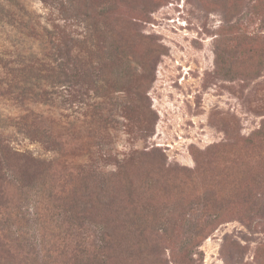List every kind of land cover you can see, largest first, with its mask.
<instances>
[{
  "label": "rangeland",
  "instance_id": "rangeland-1",
  "mask_svg": "<svg viewBox=\"0 0 264 264\" xmlns=\"http://www.w3.org/2000/svg\"><path fill=\"white\" fill-rule=\"evenodd\" d=\"M111 34L132 48L102 64L89 52ZM72 64L83 86L61 75ZM0 140L52 160L31 181L6 172L0 215L23 224L0 264H71L83 229L100 234L89 212L134 245L130 264H264V0H0ZM122 163L125 199H101ZM74 186L97 204H70Z\"/></svg>",
  "mask_w": 264,
  "mask_h": 264
},
{
  "label": "trees",
  "instance_id": "trees-1",
  "mask_svg": "<svg viewBox=\"0 0 264 264\" xmlns=\"http://www.w3.org/2000/svg\"><path fill=\"white\" fill-rule=\"evenodd\" d=\"M82 14L85 15L88 20H91L92 18H97L98 21L97 20L96 21L101 22V20L107 16L108 11L103 9L101 12L95 13L93 15L91 12H88V9H85V11ZM90 23L92 22L90 21ZM105 39L107 40L104 41V43L102 42V44L96 43L98 44L96 51L91 50L89 52L91 55H95V54L96 56L99 55V57L102 59L101 62L102 64H105L104 61H107V59L109 58L111 60L110 63L115 64L116 63L115 53L118 51L119 48H121L122 50H130L132 48L131 40L129 41L127 40V38L125 39L124 37H120V35L118 36L114 35L113 37V35L111 34L109 37L107 38L105 37ZM71 40L72 42H74V44H78L82 46L83 43L82 39L77 37L75 40L73 39ZM149 47H150V50L148 51L149 58L147 60L148 62L149 60L150 62H153L152 57L157 54L159 55L160 50L158 49L157 45L153 42ZM70 54L72 55V51H70ZM74 59L80 60L77 57L73 58V61ZM30 60L33 61L32 66L38 71L41 70L51 71L50 68H47V65H45L46 62L43 59L32 58ZM32 66L29 67V71H28L29 76H31L30 74L33 72V69L31 68ZM61 70H62L60 71L61 75H63L65 78L67 76V78L64 80L66 82H69L68 85L80 84L83 86L84 84H86L85 72L83 73V70L79 69L74 64H72V67L68 65L65 68H62ZM56 71H53L51 72V74L48 75L49 80L52 79L53 81L52 82L50 80L51 83H54L59 80L60 74L59 76L58 75L53 76V74ZM79 78H81V80H84V82L82 83L81 80L77 81ZM42 85L43 84L37 87L38 90L34 92V95L36 96L38 94L40 96H43L44 94L45 96L44 100H48L46 99L47 97L46 90L48 88ZM50 87H55V86L54 84H51ZM26 89L27 88L24 89L25 94H27ZM144 155H147V151L140 150L138 152L139 158L144 157ZM51 161H52L51 159L38 157L31 153H27L25 151L13 149L9 147V145H7L6 143L0 140V205L6 204L8 202V199L6 197V191L3 188H1L2 182L5 180L4 176L6 172H8V170L14 172L15 174L17 172V174L19 175L18 179L20 181H31L34 178H37L40 174H42L45 171V169L49 167V163ZM128 165L129 164L126 165L122 163L120 164V169L118 172L108 171L106 174H104L106 179H109L111 188H109L110 190H107L105 192V195L103 194L101 199H104L106 195L110 197L108 199L119 200V202L125 199V194L127 195L128 189L131 187L132 184V179L130 177V173L128 172V167H129ZM77 191L78 190L74 186L72 191L66 193L65 199H67L70 202V204L71 203L74 204L75 202L81 201V203L84 205L91 203L90 206L94 207V205L97 204L94 203V200L98 201L100 199L96 195L93 197L94 200L91 199L81 200V197L77 199L76 198ZM85 194H86L85 197H88L89 193H85ZM121 210L122 209L117 205L115 211H117L119 214L121 213ZM17 212H18L17 209L14 210L11 209V211L8 210V213L4 214L3 212L0 215V249L1 246H3V244L1 243V239L4 229H7V227H10L13 224H15L14 219L17 220V224H23V221L21 220L22 218L19 217ZM87 214L88 217L87 218L85 217V219H87L88 222L92 223V225H94V230L95 228L98 229L100 234L96 236V238H94V241L92 240V242L89 245H87L86 243L89 242L88 236H90V234L88 233V228L86 227L83 229V223L79 222V220L76 219L77 215L75 214L74 211V213L70 216V218L73 222H76L78 228L83 229V233L85 235H82L83 239L78 243H76L72 248L71 257H70L71 264H130L128 262L131 259L134 245L122 243L121 241L118 240L117 234L115 232L117 229V225L113 223V220L112 219L109 220L108 218L103 217L99 213L94 214L93 212H89ZM125 216L127 218L126 213ZM159 263L160 262L155 261V263L153 264H159Z\"/></svg>",
  "mask_w": 264,
  "mask_h": 264
}]
</instances>
